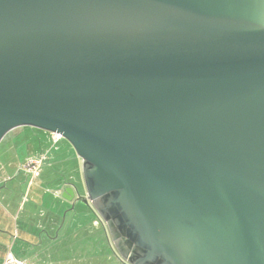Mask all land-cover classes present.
I'll use <instances>...</instances> for the list:
<instances>
[{"label": "water", "instance_id": "water-1", "mask_svg": "<svg viewBox=\"0 0 264 264\" xmlns=\"http://www.w3.org/2000/svg\"><path fill=\"white\" fill-rule=\"evenodd\" d=\"M65 138L131 264H264V0H0V142Z\"/></svg>", "mask_w": 264, "mask_h": 264}, {"label": "rangeland", "instance_id": "rangeland-1", "mask_svg": "<svg viewBox=\"0 0 264 264\" xmlns=\"http://www.w3.org/2000/svg\"><path fill=\"white\" fill-rule=\"evenodd\" d=\"M15 130L9 131L0 142V204L6 210L13 212L24 201L22 198L27 192L28 200L31 201L35 211L33 210L27 218V227L32 230L30 239L21 233L17 235L14 232L13 219H5L0 212V220L2 221L0 226L5 224L7 229L5 234L0 231V264L3 263L2 261L8 254L15 259L26 261L28 264H33L27 261L30 258L34 260V264H120L113 253L109 231L100 224L97 216L98 223L94 224L93 222V225L101 226L102 230L99 228L100 231H88V229L86 231H74L72 229L66 231L68 221L64 222V215L67 213V217H69L71 211H62L60 224L56 227V231L42 230L44 224L41 222L44 220V211L38 207L34 193L27 191V186L30 185L32 178L26 175L22 169H20L21 172L17 173V169L26 162L28 156L37 150L43 151L42 153L38 152L39 155L43 156L48 150V157H50L44 164L46 173L41 178H34L33 182H42L45 186L53 188V182L62 179L61 174L64 172H69L67 166L72 168L68 160L63 157L64 145H68L71 149L70 144L65 138L53 144L48 136L50 132L42 129L20 126L16 127ZM74 176V181L78 184L79 189L84 190L82 171ZM69 177L70 175L66 174V178ZM6 178L8 180L3 181ZM78 203L81 209H86L87 205ZM43 208L48 212L46 205ZM23 213L24 211L21 212L20 218ZM3 235L5 237H2ZM22 254L27 258L26 260L18 258L22 257L20 256Z\"/></svg>", "mask_w": 264, "mask_h": 264}, {"label": "crops", "instance_id": "crops-1", "mask_svg": "<svg viewBox=\"0 0 264 264\" xmlns=\"http://www.w3.org/2000/svg\"><path fill=\"white\" fill-rule=\"evenodd\" d=\"M48 136L50 138V133L48 134ZM64 146L65 147L63 150L64 151L63 157L68 160V162L70 163V166L72 167L70 168L69 166H67L68 167L67 170H69V172L68 173L64 172V174H61L62 179L60 178L56 180V182H53L54 183V185L52 186L53 188H50L49 186H45L44 183L42 182H33V181H32V184L27 186V191L29 193L30 192L34 193L37 199L38 207H40L41 211H44V213L42 212L43 218H44V220H42L41 222L42 224H44L42 230L43 231H56V227H58V225L60 224V218L62 215V211H67V212L71 211L72 213L69 217H67L68 216L67 213H65L64 215V222L68 221L66 231H69V229H72L74 231H86L87 229L88 231H100V229L102 230L101 226L98 225L96 227L93 225V222L96 221L97 217H96L95 212L92 210L90 206L87 205L86 209H81V207L78 206L79 204L78 202L72 203L61 197L62 189L65 186L73 184L77 188H79L78 184H76V182L74 181L75 179L74 175L82 171V161L75 153H73L74 150L71 147V145H70L71 149H69L68 145H64ZM38 152L42 153L43 151L37 150V152L33 153L32 155L38 154ZM45 173H46V168H44V165H42L37 178H41ZM66 174H69L70 177L66 178ZM82 191L81 193H84ZM26 194L22 198V200L24 201L21 202L20 206L17 209L15 208L13 212L6 210L2 204H0V212H2L5 219H8V218L13 219V226L15 230L14 232L17 235L21 233L22 235L27 237V239L28 238L30 239V236H31L30 233L32 230L31 228L27 227L28 225L27 218L29 217L30 213H32V211L34 210V207L31 205V201L28 200V197ZM45 205L48 208V212L45 208H43V206ZM22 211H24V213L22 217L20 218ZM1 222L2 221L0 220V223ZM0 229H1L0 231H3L1 232L2 234H5L4 232L7 231L5 224L3 226H0ZM2 237H5V236L3 235ZM23 244L26 246L25 243ZM20 256L22 257H18L19 259H24V260L27 259L23 256V254ZM27 261L29 263L34 264V260L31 258L30 260H27Z\"/></svg>", "mask_w": 264, "mask_h": 264}, {"label": "built area", "instance_id": "built-area-1", "mask_svg": "<svg viewBox=\"0 0 264 264\" xmlns=\"http://www.w3.org/2000/svg\"><path fill=\"white\" fill-rule=\"evenodd\" d=\"M62 139V136L58 133H50V140L53 144L57 143ZM45 156L31 157L26 160L24 170L33 175L37 176L39 168L44 160ZM2 264H28L26 261L15 259L12 255L8 254Z\"/></svg>", "mask_w": 264, "mask_h": 264}, {"label": "flooded vegetation", "instance_id": "flooded-vegetation-1", "mask_svg": "<svg viewBox=\"0 0 264 264\" xmlns=\"http://www.w3.org/2000/svg\"><path fill=\"white\" fill-rule=\"evenodd\" d=\"M37 156H41V155H39V154H35V155H30V156H28V158H31V157H37ZM45 156H46V159L44 158V160H43V162H42V164H41V166L42 165H44L47 161H48V159H49V157H48V150L47 151H45ZM28 158H26V160L28 159ZM25 160V161H26ZM25 163L26 162H24L23 164H21V167H19V169H17V173H19V172H21V170L20 169H22L25 173H26V175H29L30 176V178H32V179H30V184H32V181L34 180V178H36L38 175H39V172H38V175L37 176H33V175H31V174H29V173H27L25 170H24V166H25ZM41 166H40V168H41ZM40 168H39V171H40ZM7 181L8 180V178H6V179H4L3 181ZM1 185V184H0ZM73 185V184H72ZM75 186V185H74ZM0 188H1V186H0ZM79 189V188H78ZM84 190H85V186H84ZM84 190L82 191V192H84ZM81 191H80V189H79V192L81 193ZM81 194H83V193H81ZM97 217H98V215H96ZM99 218V217H98ZM99 222H100V224L101 225H103V226H105V228H106V230H108L107 229V226H106V224L99 218ZM98 223V221H97V219H96V221H94V224H97ZM110 234V233H109ZM111 238V237H110ZM112 241V240H111ZM112 250H113V253H114V255L116 256V258H117V260L120 262V264H131L130 262H129V260L128 259H126L123 255H120V253L118 252V250L116 249V247L114 246V244H113V241H112ZM2 262H4V261H2ZM2 264V263H1Z\"/></svg>", "mask_w": 264, "mask_h": 264}]
</instances>
